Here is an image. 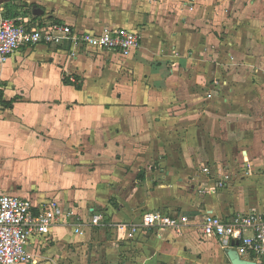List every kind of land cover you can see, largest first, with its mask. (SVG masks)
Masks as SVG:
<instances>
[{
	"label": "crops",
	"instance_id": "obj_1",
	"mask_svg": "<svg viewBox=\"0 0 264 264\" xmlns=\"http://www.w3.org/2000/svg\"><path fill=\"white\" fill-rule=\"evenodd\" d=\"M0 6L27 26L140 35L128 56L39 43L1 66L0 193L73 212L30 237L32 261L21 264H231L198 224L206 211L264 210V0ZM204 164L229 180L201 197ZM154 210L190 223L180 233L139 227L129 237L117 227ZM97 213L101 224L87 225Z\"/></svg>",
	"mask_w": 264,
	"mask_h": 264
},
{
	"label": "built area",
	"instance_id": "obj_2",
	"mask_svg": "<svg viewBox=\"0 0 264 264\" xmlns=\"http://www.w3.org/2000/svg\"><path fill=\"white\" fill-rule=\"evenodd\" d=\"M192 0H187L190 3ZM138 32L126 29H105L98 33L75 32L67 24L47 23L27 26L17 17L7 16L0 6V68L21 47L46 45L71 46V53L112 50L121 56H128L139 46ZM74 81L73 78H70ZM208 97L211 95L208 94ZM229 180L225 171L214 173L211 166L204 164L199 168L197 194L201 197L215 195ZM73 215L64 211L55 200H47L38 206L31 201L0 193V264H21L31 262L27 249L32 236L47 233L49 227L63 222ZM75 232L83 230L79 216L74 217ZM102 215L93 214L87 225L97 226ZM190 223L182 214H169L160 210L146 212L138 224H119L117 227L129 237L139 227L170 228L178 233ZM201 237H215L223 249L232 247L245 259L263 264L264 260V210H248L222 218L210 211L202 213L198 224ZM237 242L235 245L231 243Z\"/></svg>",
	"mask_w": 264,
	"mask_h": 264
},
{
	"label": "water",
	"instance_id": "obj_3",
	"mask_svg": "<svg viewBox=\"0 0 264 264\" xmlns=\"http://www.w3.org/2000/svg\"><path fill=\"white\" fill-rule=\"evenodd\" d=\"M235 244H237V242L232 241L231 245L233 246ZM225 252L231 264H257L254 260L242 258L232 247L226 248Z\"/></svg>",
	"mask_w": 264,
	"mask_h": 264
},
{
	"label": "trees",
	"instance_id": "obj_4",
	"mask_svg": "<svg viewBox=\"0 0 264 264\" xmlns=\"http://www.w3.org/2000/svg\"><path fill=\"white\" fill-rule=\"evenodd\" d=\"M262 263L264 264V260L262 261Z\"/></svg>",
	"mask_w": 264,
	"mask_h": 264
}]
</instances>
